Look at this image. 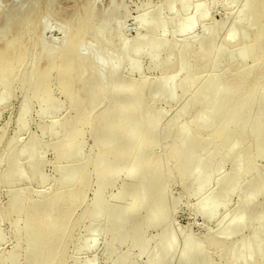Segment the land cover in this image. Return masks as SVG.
Here are the masks:
<instances>
[{
	"label": "bare ground",
	"instance_id": "1",
	"mask_svg": "<svg viewBox=\"0 0 264 264\" xmlns=\"http://www.w3.org/2000/svg\"><path fill=\"white\" fill-rule=\"evenodd\" d=\"M5 1L0 110L14 97L21 106L14 134L7 136L6 125L0 130V185L28 180L41 187L50 179L49 164L55 175L49 193L7 190L0 227L8 224L14 247L0 254V264H84L97 239L108 264H172L178 249L168 233L179 232L172 222L179 203L168 206L174 184L193 185L187 198H197L195 215L207 222L248 191L234 216L222 214L215 233L193 246L192 236L183 238L179 263L264 264V167L258 165L264 160V0H225L237 11L212 24L205 21L215 0H162L153 8L152 0H137L143 34L128 40L127 0H108L105 8L99 0H22L7 11ZM51 22L62 32L55 46L44 43ZM198 23L201 35L192 37ZM144 70L157 77L124 83L126 74ZM162 98L182 102L167 122ZM37 105L38 116L50 106L58 114L64 105L70 114L38 121L39 133L32 134ZM251 218L248 235L234 239ZM85 264H96V257Z\"/></svg>",
	"mask_w": 264,
	"mask_h": 264
},
{
	"label": "rangeland",
	"instance_id": "2",
	"mask_svg": "<svg viewBox=\"0 0 264 264\" xmlns=\"http://www.w3.org/2000/svg\"><path fill=\"white\" fill-rule=\"evenodd\" d=\"M7 1H5L2 4V6L5 8L6 11L8 10V8L9 9L11 8V6L13 5L12 3L22 2V0H7ZM161 1L162 0H152L149 8L160 6ZM199 1L200 2H208V0L207 1L206 0H199ZM199 1H197V2L199 3ZM212 1L213 0H211L210 2H212ZM215 1L217 2L216 3L217 6H213V8H211L209 18H208V20L205 21L206 24H212L213 22L214 23H220L225 19V17L227 15H229L230 13L233 14V12L237 11V6H235V4L234 5L229 4L225 0H215ZM240 1L242 2L244 0H240ZM72 3L73 2H70V5H72ZM97 3L101 8H105L108 4V0H99ZM136 4H137V0H127L129 16L127 17V19L124 22V33H123V38H125L127 40L134 38L135 36H137V34L138 35L143 34L142 30L141 31L138 30V32H137V29H138L137 28V22L139 20V10H138ZM26 9H28L27 6L23 7L22 11L23 10L25 11ZM190 10L191 11H189L185 14L186 17L191 15L190 13H192V8ZM166 15H165L166 18L171 17L170 14L166 13ZM1 21H2V19L0 20V22ZM147 22H151V18H148ZM230 24H231V21L228 22L227 28L230 26ZM201 26L203 27L202 23H198L196 25V29L192 32V35H193V36L191 35L192 37H195V36L198 37L201 35V32H202ZM50 27H51L50 30H48L47 32L44 33V40H45L44 43L47 42L46 45L55 46V45H57V43L59 44V42L61 41L62 32L58 29L57 24H55L53 22H51ZM258 28H255L254 31L257 32ZM135 30H136V32H135ZM167 35H168V37L170 36V31L168 32ZM177 40L182 41L183 38L177 37ZM108 52L111 53L112 51L109 49ZM248 62L250 63L251 61L249 60ZM147 63H148V60L146 59V61L144 63L145 67H147ZM144 71L141 73H138V74H133V75H127L126 74V77L123 79L124 83L137 81L143 77H149V78L157 77V73L155 71H153V72H149L147 70H144ZM122 81L115 82L114 86L120 84ZM167 89H169V87ZM170 92L169 91L165 92V95L167 93H170ZM165 101H166L165 98L164 99L162 98L161 100H159L158 105L160 108L165 109L166 112H168V113H166V117L164 119V122H167L168 120L171 119L173 114L181 107L182 102L179 100H176L172 105H168L167 102H165ZM6 105L7 106L1 107L2 110H0V115H1L0 116V130L2 129V127L4 125H6V134H7V136H11L12 134H14V122L16 119L17 112L21 106V100L18 97H14V98L10 99V101ZM11 110H13V111L11 112ZM2 111L4 112V114H1ZM38 113H39V106L37 105L31 109L30 118H31L32 123L30 124V126L32 125L31 128L32 127L33 128L31 129L29 126V130H28L30 133L36 134V135L39 133L37 126H36V123L38 121L46 122V121L60 120L62 118L67 117L70 114L67 105H64V108H62L58 114H56L54 112V109L52 106H50L47 109V115L46 116H38ZM34 129H35V131H33ZM18 137H19V140L21 142H23L26 139L27 134L25 131L19 132ZM48 138H49L48 136L42 137V139L46 142H48V140L49 141L52 140L51 138H49V139ZM90 145H91V142L88 141L87 147L89 148ZM1 146H2V144H0V149H1ZM52 156H53L52 152H48L47 154H45L44 158L47 161L49 160V163H51L53 160ZM144 158H145V154H141L139 156L138 160L142 161V160H144ZM261 161L262 160L258 161V165L262 168V167H264V162H263L264 160L262 162ZM229 169H230V165L229 166L227 165L224 168L222 174L228 172ZM54 172H55V170H54ZM46 174L50 177V179L46 180L43 184H41V187H40V185L36 186L35 184H33L31 181H28V180L26 182L21 183V184H17V183L13 184L10 187L0 185V207H4L7 204L8 200H9V196H8L9 192L8 191L11 190V188L25 189L28 187H32L36 191L41 190L44 193L51 192V190H52L51 188H53L51 177L55 175V173H53V166L52 165L50 166V164H49L46 167ZM145 174H146L145 172L139 173V179L143 180L145 177ZM120 184H121V181L117 182V186H119ZM212 187H213V185L210 186L209 190H211ZM116 190H117V188L113 189L111 191V194H114L116 192ZM192 190H193V185H191V184H187L186 186H182L180 184H174L172 187H170V200L168 203L169 209L171 210L176 203H179V207L174 212L173 217H172V222L174 224V227L179 232L171 231L168 233V236L175 241L176 249H178L177 252H174L170 255V262L172 264H181V263H179V253H180L179 249L182 246L183 238L185 236H192L194 238L195 242L191 244L193 246L197 241L204 239L207 234H209V233L211 234V232L215 233L218 225L222 223V220H223L222 214L226 211L227 213L229 212L228 213L229 216H231V217L234 216L237 201L241 197H245L248 195V191H243L239 196H234L231 199L226 210H221L219 212L218 216L213 221L207 222L204 219L200 218L199 216L195 215V205L197 202V198H195V199L193 198L191 200H189L187 198V194H189ZM251 219H252V221L248 222V225L243 229L244 231L242 232V234L238 233L237 235L234 236V239L238 240L241 236L244 237V236L248 235V233H249V230H248L249 227L248 226H251V223L253 224V218H251ZM228 226L229 225L227 224V222L223 223V226L221 227L222 228L221 232L227 230ZM1 228H2V230H1ZM0 230L5 235V241L0 244V254H1V253H6V252H9L10 250H12L14 247V241H13V236L10 232L8 224H6V223L2 224L0 227ZM209 230H210V232H209ZM81 238L83 239V241L85 243L90 242V237L86 233L82 232ZM103 247H104V241L102 239H97L96 242L94 243V248H93L94 250L90 251L88 253H85L82 256L83 263L84 264L88 263L92 259V257L95 256L96 257V264H108V262L105 258V255L103 253ZM124 250L125 249L122 248V251H124ZM143 263H144V260L140 259L139 261L135 262L134 264H143ZM18 264H21V263H18Z\"/></svg>",
	"mask_w": 264,
	"mask_h": 264
}]
</instances>
